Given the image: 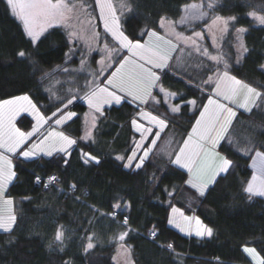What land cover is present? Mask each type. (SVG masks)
Instances as JSON below:
<instances>
[{"label": "trees", "instance_id": "obj_1", "mask_svg": "<svg viewBox=\"0 0 264 264\" xmlns=\"http://www.w3.org/2000/svg\"><path fill=\"white\" fill-rule=\"evenodd\" d=\"M191 2L202 3L216 16L237 18L224 44L230 73L264 91V25L248 15L250 12L264 15V0H126L132 10L125 8L121 12L123 31L133 41L146 42L148 35H142L146 31L155 30L163 35L159 26L161 17L177 21L184 6ZM209 2L214 4L213 8L208 7ZM72 3L78 7L69 15L68 27L81 30L84 22H88L82 30L90 32L94 26L100 34L103 27L97 0H72ZM81 4L83 8L79 7ZM68 27H51L33 42L6 0H0V100L28 94L42 113L52 119L58 107L63 108V103L79 94L72 87L80 86L86 75L72 70L79 64L80 50L68 59L72 47ZM240 28L247 29L242 38L248 51L236 63L234 44L236 30ZM21 51L26 53L25 57L18 55ZM97 59L94 53L93 65ZM117 65L115 61L98 83L105 84V77ZM161 85L176 94L174 103H182L181 112L171 113L159 91L155 92L159 103L151 101L144 106L155 115L174 121L161 133L159 141L172 135L181 144L199 118L208 94H202V83L187 73L164 74ZM190 99H196L197 105L183 107L185 100ZM68 109L77 114L61 126L66 135L77 141L67 157L68 165L60 153L28 160L14 156L17 177L6 196L15 201L16 221L11 233L0 231V264H122L120 254L132 264H251L243 251L244 245H254L264 259V197L249 199L243 191L253 174L250 157L254 152L245 151L249 147L247 141L264 142V106L254 108L251 113L238 111V120L230 129L232 143L222 142L219 147L220 153L233 160L235 167L217 178L206 197H198L186 184L189 179L186 170L155 151L140 169L134 165L126 168L127 160L116 158L127 157L135 146L138 134L132 121L140 111L136 103L107 107L96 120L84 119L87 107L78 99ZM90 121H95V127L87 138ZM33 122L27 114L16 120L24 131H30ZM84 152L100 162L85 164ZM49 174L58 176L57 185L50 189L38 186L36 177ZM117 204L119 208L114 207ZM173 206L185 215L199 217L213 229V235H186L170 226ZM123 215L128 217L126 225ZM61 227L64 238L56 241V232ZM124 232L128 235L120 241L118 237ZM152 232H156L155 238ZM89 242L94 246L85 251Z\"/></svg>", "mask_w": 264, "mask_h": 264}, {"label": "snow or ice", "instance_id": "obj_2", "mask_svg": "<svg viewBox=\"0 0 264 264\" xmlns=\"http://www.w3.org/2000/svg\"><path fill=\"white\" fill-rule=\"evenodd\" d=\"M7 5L13 15H15L22 23L26 34L32 39L33 42L37 41L47 30L53 26V21L63 22L69 19V14L74 11L78 6L72 3V0H6ZM97 4H100V0H97ZM83 8V5H79ZM122 8H127L131 11L129 4L125 3L121 5ZM193 7H196L193 5ZM209 8H213L214 4L209 2ZM103 8L106 9L107 15L104 16L105 32L109 33L112 39L119 45L116 47H109L105 44L103 51L107 54L105 59H102L99 63L104 67H112L111 63H105V60L111 61L116 59L119 67L116 71L111 73L110 77H105L106 86L100 87L95 84V81L90 82L88 90L82 97L72 96L67 100V103H63V108L58 107L57 112H53L52 116L56 117L57 113H60L59 118L55 119V123L60 125L72 120L77 114L72 111H66L69 105L73 104L76 99L86 100L87 105L95 113L103 116V106L108 104L121 105L125 102L136 103L140 109L139 115L141 117H149V124L152 127H146L144 124L137 123V120H133L132 124L138 132H140V140H148L149 137H154L150 140V144L145 145L137 142L135 147L131 150L132 155L117 156L118 160H127L124 167L136 169L142 168L146 161L149 159V155L153 150V147L157 145L160 139L161 132L167 128L169 121L167 118H162L159 115H153L151 112H147L142 107L148 105L150 101H155L156 98L152 94V89L158 87V82L161 81V76L167 74L174 66L169 63L172 59L170 56L171 51H175V46L172 44V40L165 39L164 36L159 35L155 30L146 31L142 35H148L153 38V41L148 44H142L139 40L133 41L124 34L118 27V18L116 17L115 10L110 3V0H105ZM203 15V13H201ZM258 24L264 25V15H258L255 12L248 13ZM165 17H161L160 28L166 27ZM235 16L221 17L216 16L213 20V24L219 23L222 31H226L231 22L236 21ZM183 22V21H182ZM237 33H244L247 29L240 28L236 30ZM175 35L177 41L191 42L195 46V39L193 37H184L181 33H172ZM74 32H69V36H74ZM98 33L93 35V39L98 37ZM202 33H194V37L202 38ZM243 52H247L248 49L241 44ZM127 49L135 60H131L125 57H121L122 50ZM196 51L201 49L196 46ZM205 55H208V50H202ZM20 57H25L24 51L19 52ZM208 58L212 61H216L217 65L221 61V57L215 55H208ZM81 63H85L82 59ZM239 63V60L236 61ZM264 68V66H262ZM154 69H159L161 74L158 75ZM104 68L102 67L97 75L102 73ZM208 72H212L213 75H208L207 79L202 83L205 86H211L215 84L213 89V96L222 97L223 99L235 102L236 98L243 94V100L238 104V108L244 109L245 112L251 113L254 108L264 106V91L258 90L256 87L238 79L235 75H231V65L226 61L223 62V69L219 66H213L206 69ZM104 83V81H101ZM161 93H164V89H159ZM166 95L175 96V93H167ZM213 96L207 97V104H202V111L199 112V118L196 120L195 125L191 129L187 140H185L184 146L180 148L179 153L176 154L175 160L171 163L179 165L182 168H186L190 174L186 184L194 189L198 197H206L210 192L211 186L217 183V178L221 177V174H228L231 169L235 167L233 160L228 158L227 155H222L218 150L221 143H229L232 141L229 139L231 133L230 129L233 127L234 122L238 120L237 111L229 107L226 104L220 103L219 99H214ZM183 99V98H182ZM166 102V101H165ZM191 105L195 107L197 105L196 99L185 100L183 107ZM182 105L177 104L170 107V112L180 113ZM32 110L35 113L37 119V126L33 127L31 131H21L20 128L15 126V117L21 112H27ZM51 117L42 115L37 108L36 104L32 102L29 96H16L11 99L0 100V148L4 149V152H0V198H3L6 191V185L17 177V173L13 170L12 159L5 155V153H12L15 156H22L25 160L38 156L39 153H43L46 156L51 157L53 152L62 154V159L65 165L69 164L67 157L71 155V148L77 143L75 139L65 135L63 131L48 133L41 139L39 145H35L32 148H27L28 142L31 138L36 136L40 128L46 124ZM95 127V122H93ZM153 128L158 129L153 131ZM86 135L91 137V132H87ZM196 137L193 140V137ZM51 137H56V145L45 151L44 145ZM249 147L245 149L246 152H254V156H251L252 166L259 173L253 175L252 181L247 183V186L243 189L248 194L249 199L253 196L264 197V142L257 143L253 140L247 141ZM191 145V147H190ZM39 148V153L37 151ZM27 149V150H25ZM137 150L142 152L138 155ZM84 163L87 164L90 161H95L97 164L100 162L97 157L90 155L89 153H82ZM135 162V163H134ZM210 173V174H209ZM55 176L49 177L44 187L47 188L49 184L56 181ZM36 182L41 183V178L36 177ZM75 188V185H72ZM171 196L172 193H169ZM4 204L11 205L12 200H4ZM115 208H119L120 205H114ZM172 213L179 214V218H182L185 222L195 221V235L197 237L213 235V229L204 225L199 217H187L184 216L180 209L172 207ZM16 217L11 212H5L0 209V229L5 233H11L13 225L15 224ZM128 223L127 217H125L124 224ZM169 223H174L173 219H169ZM179 227L180 224L177 223ZM184 229L181 227V231ZM128 235L127 232L121 233L118 237L120 241H124ZM152 237H156V232L151 233ZM64 238V232L58 229L56 232V241H62ZM91 240V238H89ZM93 243L89 242L85 248V251L93 248ZM167 247L172 249V245L168 244ZM122 250H127L123 244L120 245ZM243 251L254 260L257 264H264V259H259V254L255 248L245 247Z\"/></svg>", "mask_w": 264, "mask_h": 264}, {"label": "rangeland", "instance_id": "obj_3", "mask_svg": "<svg viewBox=\"0 0 264 264\" xmlns=\"http://www.w3.org/2000/svg\"><path fill=\"white\" fill-rule=\"evenodd\" d=\"M54 2H55V0H54ZM104 2H105V0H100V4L99 5L97 4L98 10H99V16H100V19L102 21L103 29H102V32L98 35L100 37H97L96 39H93V35L97 34V32L95 31L94 26H92V28H90V32H85L84 30H82V29H85L88 26V22H84V25H82V29L81 30L80 29L73 30L72 28L68 27L69 26L67 24L68 20L63 21V22L53 21V26L52 27H54V26H66V27L69 28L68 29V34H69L70 31L75 33L74 36L70 37V41H71L72 47H71V51H70L68 59L70 60L74 56V54L77 51L80 50V53L78 54L79 55V58H78L79 59L78 60L79 64H77L76 66L72 67L73 71H82L86 75L85 81H81V85L80 86H78L77 88L72 87V88L76 89V93L79 92V94L77 93L76 95L80 96V97H82L84 95V93L88 90V85L92 81H95V84H92L91 87H95L96 85H99L100 87L106 86V83L103 84V85L98 83L99 80L102 78V76L111 68V67L110 68L104 67V65L99 63L102 59H105V57L107 55L103 51V49L105 47V44H107L109 47H116V48L119 47V45L116 44V42L112 39L111 35L109 33L105 32L104 16L107 15V11H106V9L103 8ZM110 3L112 4V6H113V8L115 10L116 17L118 18V27H119L120 30L123 31L121 12L125 8H122L121 5L125 4L126 0H110ZM193 5H195L196 7H193ZM201 13H203V15H201ZM215 17H216V15L211 14L208 9L204 8L202 3H200V2H191V3H189V4L184 6L183 12H182V15H181L180 19H178L177 21L165 20L166 27L163 28V35H161V36H164L165 39L172 40V44L175 46V51H171L170 52V56L172 57V59L169 60V63L171 65H173L174 67L170 71H167V73H174V74H180V75L181 74L184 75V74L187 73L189 75L194 76L196 79H199V81L202 83L203 80L207 79L208 75H213L212 72L206 71L207 68L213 67V66H219L221 68V70H222L223 69V62L226 61L227 63H229L228 60H227V56H226L225 50H224V44H225L227 35H228V33H229L230 29H231L232 22L229 24V27H228V29L226 31H222L221 30V26L219 25V23H217L216 25L213 24V20L215 19ZM22 26H23V23H22ZM23 28H24V26H23ZM173 32L181 33V34H183L184 37H193L195 39V46L191 42L177 41L176 38H175V35L172 34ZM197 32L203 34L202 38L194 37V33H197ZM99 39H100V41H99ZM152 41H153V38L148 36L146 42L140 41V43L148 44V43H150ZM241 44H243V46H244L242 33L238 34L236 32V43L234 44V46L236 47V52H237L236 61L239 60V62L241 61V59L243 58V55L245 53V52H243V48L241 47ZM196 46H198L201 49V51H199V52L196 51ZM203 49H207L208 50V55H215V56L221 57L222 59L219 62V64L217 65L216 61L210 60L208 58V55H205L203 53V51H202ZM94 53H97V55H98V59H97L95 65L92 64V57H93ZM122 53H125L123 57L131 59V60H135V57H132L127 49L122 50L120 54L122 55ZM82 59L85 61V63H83V64L81 63ZM115 61H116V59H112L111 61L105 60V63L106 64L107 63H111L113 65L115 63ZM102 67L104 68V71L102 73H100L99 75H97L96 73H98ZM117 67H119V64L116 66V68ZM116 68L113 70V72L116 71ZM154 71H156L158 75L161 74L159 69H154ZM110 76H111V74L108 77H110ZM163 76L164 75L161 76V79H162ZM200 86L201 87L204 86V87H202L203 88L202 90H204V92H202V94H205V92H206V94H208V97L209 96H213V89L215 88V84H213L211 86H205L202 83V85H200ZM161 87L163 88V86L161 85V81H159L158 82V87H154L152 89V94L156 98V100H157V97H156L155 92L159 91V89ZM163 89L165 90L164 93H161L160 91L159 92L162 94L164 101H166V103L169 102L171 106H175L176 103H174V98H176V95L175 96L166 95L167 93H170V92L167 89H165V88H163ZM24 95L29 96L28 94H22V95H18V96H24ZM14 97H16V96H14ZM11 98H13V97H11ZM11 98H8V99H11ZM29 98L32 100V98L30 96H29ZM213 98L214 99H219L220 103L226 104L229 107L233 108V110L237 111V114H238V111L240 110V108H238V104L240 102H242L243 94H241L240 97L236 98L235 102L223 99L222 97L218 98V97L213 96ZM78 100L81 101L82 103H84L86 105V107H87V112H86V114L84 116V119H86V120L87 119L88 120L89 119H95L96 120V119L101 117L98 113H95L92 109H90L88 107L86 100H83V99H78ZM32 102L34 104H36L33 100H32ZM153 102H155V101H153ZM205 104H207V101H206ZM112 105H115V104H111V105L106 104V105H104L103 106V113H104L105 108L110 107ZM36 106L39 109L40 113L42 115H44L37 104H36ZM142 107L144 108L145 111L151 112L150 110H148L146 108V106L143 105ZM191 108H194V107L191 106ZM66 111H72V110L68 109ZM72 112H74V111H72ZM23 114H27V115L31 116L33 121H34L33 122V127L37 126V119H36L35 113L32 110H29L27 112L21 111L15 117L14 123H15L16 127H18L17 124H16V120ZM152 114L155 115L154 113H152ZM59 116L60 115H58L56 117H52V119H49V121L46 124H44L43 127L40 128L39 133L36 136H34L33 138H31L30 142H28V144H27V148L30 149V148H32L35 145H39L41 139H43V137L45 135H47L48 133L62 131L61 130V126L63 124H65V123H62L60 125H57L55 123V119L59 118ZM149 119H150L149 117H141L139 115V113H138V117L135 120H137V123L144 124L146 127H152V125L149 124V122H148ZM69 121H67V122H69ZM93 122H95V121H93ZM92 125H93V123H91V121L87 124L86 133L90 131L91 134H92V130H93V126ZM134 129L136 130L135 127H134ZM157 130L158 129L153 128V131H157ZM21 131H24V130L21 129ZM136 133L138 135L136 137L135 144L137 142H139V143H143L145 145H148V144H150V140L152 138H154V137H152V138L149 137L148 140L141 141L140 140V132H138L136 130ZM189 134H191V130H190ZM189 134L185 137L186 139L188 138ZM86 136H87V138H89L88 135H86ZM172 138H173V136L169 135L162 142L158 140L157 147L154 148L152 150V152L155 151V152L159 153L160 155L164 156L165 158H168L170 160H175V156H176V154L179 153L180 147L181 148L183 147L182 143H183L185 138L183 139L181 144L180 143H176ZM56 139H57L56 137H51L48 141L45 142L44 145H41V147H44L45 151H47L49 148H52L54 145L58 146V145H56ZM195 139H196V137L194 136L193 140H195ZM170 143H173V144H170ZM190 147H191V145H190ZM25 150H27V149H25ZM218 150H219V148H218ZM37 151L39 153V148H37ZM0 152H4V149L0 148ZM54 153H57V152L54 151L53 154ZM137 153H138V155L142 154V152H140L139 150H137ZM5 155L12 159L13 170L15 171V161H14V156L15 155H13L12 153H5ZM42 155L46 156L43 153H39L38 154V156H42ZM131 155H132V153H131ZM20 157H22V156H20ZM250 165H251L252 172H253L252 177H253L254 174L259 177V173L252 166V159L250 161ZM183 169L187 170L186 168H183ZM187 172H188V170H187ZM189 177H190V174H189ZM13 181H14V179L10 183H8L6 185V191L4 193V196H3V198H0V209H3L5 212H11L12 214H14L13 210H14L15 201L13 200V198H10V197L6 196V194H7V189L9 187V185ZM7 199H12V204L11 205L4 204V200H7ZM180 212H182V210H180ZM184 216L196 217L194 215H185V214H184ZM171 219L174 220V223H172V224H174L176 226H177V223L180 224V226L179 227L177 226L176 228L181 229L182 226H186L185 227L186 231H184V232H188L189 231V227H190V230H191V228L193 226L194 227H193L192 230L194 231V229L196 227V225H194L195 224L194 220H192L190 222H185V221L182 220V218H179V214L178 213L177 214L172 213V218ZM181 224H182V226H181ZM0 231H3V230L0 229ZM245 247L255 248L257 253L259 254V259H263L262 255L260 254V252L258 251V249L254 245H244L243 249ZM245 254L249 258L251 264H257L256 260H254L252 258V256H250L247 253H245ZM119 259L123 261L122 264H132V262L130 260H128V258L125 257L124 254L123 255L120 254Z\"/></svg>", "mask_w": 264, "mask_h": 264}, {"label": "built area", "instance_id": "obj_4", "mask_svg": "<svg viewBox=\"0 0 264 264\" xmlns=\"http://www.w3.org/2000/svg\"><path fill=\"white\" fill-rule=\"evenodd\" d=\"M52 176H55V177L57 178V180L54 181L52 184H49L48 187L45 188V187H44V184L47 183L49 177H52ZM40 178H41V183H37V182H36V183H37L38 186H41V185H42V187H43L44 189H50L52 186L57 185V182H58V176H57L56 174H49V175H47L46 177H40ZM72 190L74 191L75 188H72ZM118 215H119V213L116 212V213H115V216L117 217ZM125 217H127V216L123 215V221L125 220ZM127 219H128V217H127Z\"/></svg>", "mask_w": 264, "mask_h": 264}, {"label": "crops", "instance_id": "obj_5", "mask_svg": "<svg viewBox=\"0 0 264 264\" xmlns=\"http://www.w3.org/2000/svg\"><path fill=\"white\" fill-rule=\"evenodd\" d=\"M171 93V92H170ZM167 104L169 105V109H170V107H171V105H170V103L169 102H167ZM180 105H182V103H179ZM175 105H177V104H175ZM134 127V126H133ZM135 130V129H134ZM135 132H136V130H135ZM185 140H187L186 138L184 139V141ZM183 141V142H184ZM170 144H173V143H170ZM182 146H184V143H182ZM157 147V145L156 146H154L153 147V149L154 148H156ZM181 148V147H180ZM151 154V153H150ZM131 155V154H130ZM172 161H174V160H172ZM126 163H127V161H126ZM177 166H179V165H177ZM251 166V165H250ZM180 167V166H179ZM182 168V167H181ZM187 171V170H186ZM254 171V170H253ZM252 180V178L250 179V181ZM184 214V213H183ZM15 215V214H14ZM170 218H172V209H171V212H170V216H169V219ZM170 224V223H169ZM174 224H170V226H172V227H174V228H176L177 226L176 225H174ZM195 225V224H194ZM181 226H182V224H181ZM186 226H182V228L184 229L183 231H181V229H179V228H176L177 230H179V231H181V232H183L184 234H186V235H192V234H195V232L192 230L193 229V227L191 228V230H190V227H189V231L188 232H184V231H186L185 228Z\"/></svg>", "mask_w": 264, "mask_h": 264}]
</instances>
